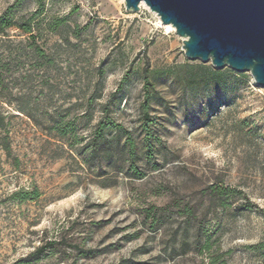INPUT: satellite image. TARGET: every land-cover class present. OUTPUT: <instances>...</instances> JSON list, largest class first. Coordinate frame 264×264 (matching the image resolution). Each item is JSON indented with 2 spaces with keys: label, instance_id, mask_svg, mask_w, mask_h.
<instances>
[{
  "label": "rangeland",
  "instance_id": "rangeland-1",
  "mask_svg": "<svg viewBox=\"0 0 264 264\" xmlns=\"http://www.w3.org/2000/svg\"><path fill=\"white\" fill-rule=\"evenodd\" d=\"M14 2L0 0V14ZM36 9L26 0L13 12ZM63 16L79 37L65 30V43L41 31L52 63L30 68L28 51L15 48L4 83L12 157L0 149V264H208L194 250L197 235L209 238L217 264H264L254 247L264 242V88L247 72L187 59L183 38L149 9L127 12L124 0H44V22ZM125 75L106 117L120 129L107 128L93 155L100 104ZM33 186L36 200L12 196ZM217 188L234 192L231 207L219 206ZM244 200L257 208L235 212Z\"/></svg>",
  "mask_w": 264,
  "mask_h": 264
},
{
  "label": "water",
  "instance_id": "water-1",
  "mask_svg": "<svg viewBox=\"0 0 264 264\" xmlns=\"http://www.w3.org/2000/svg\"><path fill=\"white\" fill-rule=\"evenodd\" d=\"M141 3L183 38L187 59L247 72L264 88V0H124L125 10Z\"/></svg>",
  "mask_w": 264,
  "mask_h": 264
},
{
  "label": "trees",
  "instance_id": "trees-1",
  "mask_svg": "<svg viewBox=\"0 0 264 264\" xmlns=\"http://www.w3.org/2000/svg\"><path fill=\"white\" fill-rule=\"evenodd\" d=\"M24 1L26 0H15L12 5L8 6L0 14V149L4 152L7 159H10L12 157V152L10 144V132L4 124L5 119L8 117V115H4L6 113L4 106L11 105V94L4 83L5 80L8 79L13 63L15 61V58L13 56V53L16 52L14 51L15 48H22L28 51L27 55L29 56L28 58L30 68H33L35 70L46 69L47 66L52 63V60L48 55H46L43 45L40 43L41 31L46 30L52 35H57L59 39L65 43H69V40L67 36L63 35V31H72L73 39H77L80 35V29L76 26L73 28L70 27L67 24V18L65 16L55 17L47 22H44V0H34L37 4V9L34 12L30 13L28 17L20 16L18 18H15L13 11L16 10ZM11 30L18 31L19 36H24V38L19 41H11L9 35V31ZM125 82L126 75L122 78L117 89L108 96L107 101L104 104H100V112L104 115V117L97 122L93 138L88 144V149L93 155H97L104 145L106 134L105 130L107 128L116 130L120 129L119 124H116L115 122H109L110 120L106 119V117L109 112L110 104L114 102L115 97L120 92L122 85ZM152 91V84L147 78H145L143 82L142 113L145 121L144 126L146 136H149L147 123L149 122L148 109L152 98ZM97 99H100V96ZM91 101L92 98L91 100H89V103H91ZM17 112L26 116V110L22 107L17 108ZM125 146L126 148L128 147L129 156L132 157L134 155V142L130 138H127ZM108 152L110 151L108 149H105V153ZM12 159L13 165H18V159ZM233 193L234 192H227V190H222L220 188H217L214 192H212V194H214L220 201L219 206L223 209L231 207L229 201ZM39 195V190L35 186H33L31 190L20 189L12 194V196L18 197L20 202L36 200L38 199ZM256 208L257 207L251 204V202H249L248 200H244L241 202V204L234 206V211L242 213L252 211ZM187 215L189 217H192L193 212L188 210ZM153 225L154 224H152V226ZM199 238L200 237L197 235V238L194 239V250H197L201 255H205L208 259V264H217L221 256L217 253L216 250H212L209 238L207 237L204 240H201ZM185 243V241L181 243V249H183V253L187 252L186 250H184L185 248L183 246ZM53 245H55L54 242H48L47 244L37 248L33 253L30 254L29 257L37 259L46 251V249L51 248ZM254 247L264 250V242H260ZM74 249H76L80 254L91 255L94 253V251L84 252L78 246H74ZM123 263L124 261L122 262V264Z\"/></svg>",
  "mask_w": 264,
  "mask_h": 264
},
{
  "label": "bare ground",
  "instance_id": "bare-ground-1",
  "mask_svg": "<svg viewBox=\"0 0 264 264\" xmlns=\"http://www.w3.org/2000/svg\"><path fill=\"white\" fill-rule=\"evenodd\" d=\"M140 8H145V9H148V7L144 4V3H141L140 4ZM156 15V14H155ZM157 17V16H156ZM158 18V17H157ZM158 21L160 22L159 18H158ZM162 25V24H161ZM164 28L166 29V33L169 34L171 32H174L175 33V29L171 26V25H165Z\"/></svg>",
  "mask_w": 264,
  "mask_h": 264
}]
</instances>
